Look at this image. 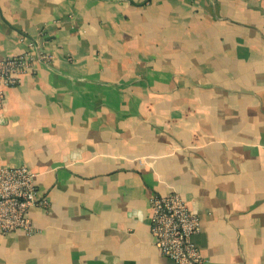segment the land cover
<instances>
[{"label": "crops", "instance_id": "0c3cea01", "mask_svg": "<svg viewBox=\"0 0 264 264\" xmlns=\"http://www.w3.org/2000/svg\"><path fill=\"white\" fill-rule=\"evenodd\" d=\"M0 164L24 165L33 232L0 264H173L153 195L199 218L204 264H264V0H0Z\"/></svg>", "mask_w": 264, "mask_h": 264}, {"label": "built area", "instance_id": "2783aa9c", "mask_svg": "<svg viewBox=\"0 0 264 264\" xmlns=\"http://www.w3.org/2000/svg\"><path fill=\"white\" fill-rule=\"evenodd\" d=\"M48 60L46 53L24 51L18 55L0 58V107L3 89L18 83L20 73H28L35 60ZM34 174L24 165L0 164V230L3 233L34 228L28 216L33 206L47 207L45 198L39 197ZM149 205V234L159 253L173 264H204V258L192 242L198 233L199 218L186 206L175 191L153 195Z\"/></svg>", "mask_w": 264, "mask_h": 264}]
</instances>
